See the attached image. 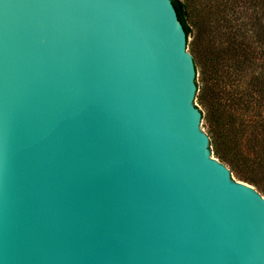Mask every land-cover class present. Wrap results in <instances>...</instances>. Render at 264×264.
<instances>
[{
    "label": "water",
    "instance_id": "obj_1",
    "mask_svg": "<svg viewBox=\"0 0 264 264\" xmlns=\"http://www.w3.org/2000/svg\"><path fill=\"white\" fill-rule=\"evenodd\" d=\"M190 44L172 0H0V264H264Z\"/></svg>",
    "mask_w": 264,
    "mask_h": 264
},
{
    "label": "trees",
    "instance_id": "obj_2",
    "mask_svg": "<svg viewBox=\"0 0 264 264\" xmlns=\"http://www.w3.org/2000/svg\"><path fill=\"white\" fill-rule=\"evenodd\" d=\"M172 1L193 35L190 51L202 81L197 100L214 155L264 195V0H243L245 8L261 3L262 13L237 24H231L237 0Z\"/></svg>",
    "mask_w": 264,
    "mask_h": 264
},
{
    "label": "rangeland",
    "instance_id": "obj_3",
    "mask_svg": "<svg viewBox=\"0 0 264 264\" xmlns=\"http://www.w3.org/2000/svg\"><path fill=\"white\" fill-rule=\"evenodd\" d=\"M201 1H204L205 0H201ZM235 4V7H234V10H235V13L232 14V20H231V24H237L239 22V20L241 19H247L249 18L250 16H252L256 11L261 14L262 13V5L260 3V5L258 6V2L257 1H254L252 2L250 5H249V8H245L244 7V1L243 0H237L235 2H233ZM244 8V12H245V17H239V14L241 13L242 9ZM221 15V14H220ZM220 24H222V20L221 18L218 20ZM190 42H192V38H193V35H189L188 36ZM189 52L192 54V52L190 51L189 49ZM193 56V54H192ZM193 60H194V56H193ZM194 63L196 64V60H194ZM197 67L199 68V74H198V89H197V94H198V91L199 89L201 88L202 86V81H201V75H200V67L198 66V64H196ZM197 105L200 107L201 111H202V117L204 115V109L202 107L201 104H199L198 100H197ZM204 118V117H203ZM205 131L207 132L209 138H210V135H209V132H208V127H207V124L205 126ZM215 156V155H214ZM216 157V156H215ZM217 158V157H216ZM219 159V158H218ZM223 162V161H222ZM227 165V164H226ZM229 167V166H228ZM232 175L234 176V174L232 173ZM235 179L239 180L238 178H236L234 176ZM242 181V180H241Z\"/></svg>",
    "mask_w": 264,
    "mask_h": 264
}]
</instances>
